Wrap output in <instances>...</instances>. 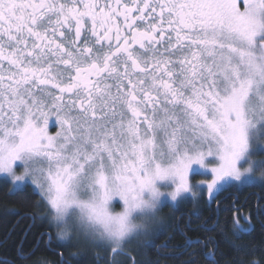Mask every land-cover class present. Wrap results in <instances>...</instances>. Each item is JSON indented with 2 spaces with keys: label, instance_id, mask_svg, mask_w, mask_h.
<instances>
[{
  "label": "snow or ice",
  "instance_id": "obj_1",
  "mask_svg": "<svg viewBox=\"0 0 264 264\" xmlns=\"http://www.w3.org/2000/svg\"><path fill=\"white\" fill-rule=\"evenodd\" d=\"M257 141L264 0H0V173L14 185L30 180L40 197L27 217V232L38 229L34 243L17 250V264H29L42 244L55 251L65 235L56 247L71 246L75 234L118 264L123 243L154 247L169 230L200 233L178 246L189 257L181 264H221L218 214L242 207L222 197L257 184L251 163L241 166L255 156L264 169ZM258 183L264 188V174ZM162 197L191 198L189 220L160 221L158 211L170 207ZM227 223L236 240L251 226L248 217Z\"/></svg>",
  "mask_w": 264,
  "mask_h": 264
},
{
  "label": "trees",
  "instance_id": "obj_2",
  "mask_svg": "<svg viewBox=\"0 0 264 264\" xmlns=\"http://www.w3.org/2000/svg\"><path fill=\"white\" fill-rule=\"evenodd\" d=\"M199 178V177H198ZM238 198L242 207L239 208L243 215L235 209L228 212H220L219 216V231L223 229L224 237L220 244V251L224 254L221 264H232V261H243L244 264H251L254 259H259L261 264H264V214L257 211L259 204H264V188L259 186V183L254 185H240L239 187L229 189L223 194L222 199L226 203H230L233 199ZM39 197L32 194V188L29 187L26 191H13L10 189L8 180L0 178V264H17V250L23 246L25 251H30L34 243L37 228H32L31 232H27L28 225L31 220L27 217L33 213H38L39 209L35 207L39 203ZM216 205H212L215 209ZM170 212L165 214L164 212ZM193 211L191 199L185 203H181L176 208L164 207L161 212L167 221L170 217H175L179 221L183 219L185 222L189 220V214ZM200 211L203 216H208L209 209L201 203ZM165 214V215H164ZM236 217H248L251 220L249 232L241 236L240 239H234L231 226L227 221ZM245 221L241 219V223ZM195 228L196 224H192ZM184 228V224L180 225ZM27 233V235H26ZM191 237L193 240L200 235L198 232L185 230L182 235L179 230L173 235L171 230L169 234L161 236L160 242H167L168 247L165 251L160 247H144L145 253L142 259L145 264H181L189 257L182 254V249L178 246L184 244V237ZM215 236L216 233L214 232ZM169 236L172 238L169 240ZM191 243V240L189 241ZM45 243V241H44ZM60 241H53V247L58 252L50 251L41 245L40 250L32 257L29 264H57L60 258L57 253L68 261V264H108L105 258L97 260L95 255L88 253L84 255L78 247L74 245L68 247H56ZM234 244L247 245L248 248L237 250ZM162 245V244H161ZM249 248H254L255 251H249ZM191 251V249H189ZM219 258V257H218ZM122 264H129L127 261ZM200 264H203L201 258Z\"/></svg>",
  "mask_w": 264,
  "mask_h": 264
},
{
  "label": "rangeland",
  "instance_id": "obj_3",
  "mask_svg": "<svg viewBox=\"0 0 264 264\" xmlns=\"http://www.w3.org/2000/svg\"><path fill=\"white\" fill-rule=\"evenodd\" d=\"M54 121V120H53ZM53 125H49V132L50 134H55L56 131H58V126L55 123H52ZM55 125V126H54ZM257 142H261L264 143V141H257ZM256 160L257 157L255 156H250L248 158V161H242L241 162V166L243 167H248L249 163H251L252 168H253V172L250 175H253L256 179L257 182L259 181V179L262 177V174H264V169H261L259 167H257L256 164ZM0 178L6 179L9 181L10 183V189L12 190L14 187H22L24 184H28L30 185V187L32 188L33 186H31V181L30 180H25L23 182H16L15 185L12 183L11 178L9 176H7L6 174L0 173ZM204 177H199L197 179H202ZM247 178V177H246ZM161 191L163 192H170L171 189L170 188H162ZM39 197V196H38ZM162 199H167L168 204L170 205L171 208H176L177 206H179L181 203L178 202H174L171 200L170 197H162ZM191 199V198H189ZM40 200V197H39ZM122 208V205L117 203V206H113L114 211H120ZM170 211L167 210L164 213L167 214ZM164 214V215H165ZM158 219L160 221H167V218H165L161 212V210L158 211L157 213ZM142 217H138L137 220H142ZM60 230L57 229L56 230V234L59 235ZM68 236L65 235L61 241L65 242L67 241ZM75 247H78L81 252L84 255H87L88 253H91L93 255H97L98 257H101V259L105 258L108 262V264H110V262L113 260V257L111 256L110 252L105 251L103 248L99 247L96 245V243H94L93 238L89 237L88 235L84 234H75V239L73 240V244ZM123 248V252L126 253V255H121V256H117L115 259L116 261H118V264H122L123 262L128 261V256H131L137 260H141L142 256L144 255V251L145 248L142 245V242L140 240L137 239H133L131 242H125L122 245Z\"/></svg>",
  "mask_w": 264,
  "mask_h": 264
},
{
  "label": "clouds",
  "instance_id": "obj_4",
  "mask_svg": "<svg viewBox=\"0 0 264 264\" xmlns=\"http://www.w3.org/2000/svg\"><path fill=\"white\" fill-rule=\"evenodd\" d=\"M134 223H136L138 226H140V227H142L143 226V221L142 220H136V221H134ZM109 242L110 243H112V244H117V243H123V241H119V242H117V241H115V240H109ZM252 264H261V261L259 260V259H254L253 261H252Z\"/></svg>",
  "mask_w": 264,
  "mask_h": 264
},
{
  "label": "flooded vegetation",
  "instance_id": "obj_5",
  "mask_svg": "<svg viewBox=\"0 0 264 264\" xmlns=\"http://www.w3.org/2000/svg\"><path fill=\"white\" fill-rule=\"evenodd\" d=\"M52 123H55V121H50V125H53ZM55 126V125H54ZM239 212H240V215L242 216L243 215V213H242V211H240L239 210ZM53 236L55 237V236H57V234H56V232H54L53 233ZM55 240V239H54ZM55 241H57V240H55ZM60 242L61 243H65V242H62L61 240H60ZM47 243V239H45V244ZM161 244H164V241H162V242H160V240H158L157 242H156V245H155V247L157 248L159 245H161ZM55 250H56V252H58V250L55 248ZM61 254V253H60ZM95 257H98L96 254H95Z\"/></svg>",
  "mask_w": 264,
  "mask_h": 264
},
{
  "label": "water",
  "instance_id": "obj_6",
  "mask_svg": "<svg viewBox=\"0 0 264 264\" xmlns=\"http://www.w3.org/2000/svg\"><path fill=\"white\" fill-rule=\"evenodd\" d=\"M60 254V253H59ZM61 255V254H60Z\"/></svg>",
  "mask_w": 264,
  "mask_h": 264
}]
</instances>
